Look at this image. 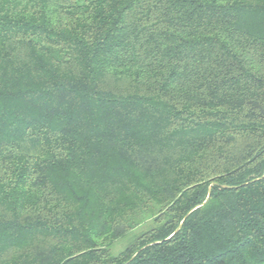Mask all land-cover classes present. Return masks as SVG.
I'll use <instances>...</instances> for the list:
<instances>
[{"label":"trees","instance_id":"obj_1","mask_svg":"<svg viewBox=\"0 0 264 264\" xmlns=\"http://www.w3.org/2000/svg\"><path fill=\"white\" fill-rule=\"evenodd\" d=\"M0 264H264V0H0Z\"/></svg>","mask_w":264,"mask_h":264},{"label":"water","instance_id":"obj_2","mask_svg":"<svg viewBox=\"0 0 264 264\" xmlns=\"http://www.w3.org/2000/svg\"><path fill=\"white\" fill-rule=\"evenodd\" d=\"M210 196H211V190L209 191V194H208V197H207L206 200H208V199L210 198ZM205 202H206V201H205Z\"/></svg>","mask_w":264,"mask_h":264}]
</instances>
